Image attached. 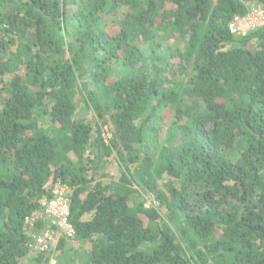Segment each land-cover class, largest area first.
<instances>
[{
    "label": "trees",
    "instance_id": "trees-1",
    "mask_svg": "<svg viewBox=\"0 0 264 264\" xmlns=\"http://www.w3.org/2000/svg\"><path fill=\"white\" fill-rule=\"evenodd\" d=\"M255 2L0 0V264H48L25 221L58 183L57 264H264V28L229 31Z\"/></svg>",
    "mask_w": 264,
    "mask_h": 264
},
{
    "label": "built area",
    "instance_id": "built-area-1",
    "mask_svg": "<svg viewBox=\"0 0 264 264\" xmlns=\"http://www.w3.org/2000/svg\"><path fill=\"white\" fill-rule=\"evenodd\" d=\"M264 28V8L253 5L246 15H236L229 23V31L235 37L244 38ZM43 209L34 213L25 221L27 230L33 229L40 221L48 226L39 235L33 234L29 245L36 255L48 259V264H57L53 253L60 239V233L66 237L74 236L75 232L69 222L70 199L68 187L56 184L51 197L42 200Z\"/></svg>",
    "mask_w": 264,
    "mask_h": 264
},
{
    "label": "rangeland",
    "instance_id": "rangeland-1",
    "mask_svg": "<svg viewBox=\"0 0 264 264\" xmlns=\"http://www.w3.org/2000/svg\"><path fill=\"white\" fill-rule=\"evenodd\" d=\"M253 5H258V6H262L260 3H252V4H249V8H251ZM105 22H106V30L109 32V33H112L114 32L115 30V24L112 22V19H110L109 17H106L105 19ZM165 115V118L168 120L169 118V112H165L164 113ZM105 131L108 132V129L105 127L104 128ZM105 133V137H109L110 138V135L108 133ZM105 175H108L107 178H105L104 181H108L109 179H113V180H118L120 178V169H119V166L118 164L115 162V161H112L108 166H107V169L105 170L104 172ZM145 205L146 206H153V207H157L159 205L158 201H156L154 195L152 193H148L147 195H145ZM74 246V245H73ZM78 246L75 247V249H77ZM57 249L55 250L54 252V256L57 255ZM62 256L60 255V258H59V264H66L65 261H63L62 259ZM26 264H32L30 258L29 260L26 262Z\"/></svg>",
    "mask_w": 264,
    "mask_h": 264
}]
</instances>
